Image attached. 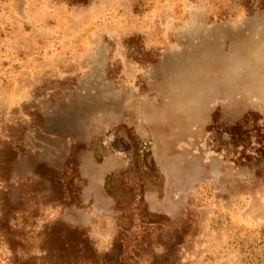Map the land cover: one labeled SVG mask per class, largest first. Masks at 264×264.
Segmentation results:
<instances>
[{
    "label": "rangeland",
    "instance_id": "374dc122",
    "mask_svg": "<svg viewBox=\"0 0 264 264\" xmlns=\"http://www.w3.org/2000/svg\"><path fill=\"white\" fill-rule=\"evenodd\" d=\"M262 122L264 0H0V264H264Z\"/></svg>",
    "mask_w": 264,
    "mask_h": 264
},
{
    "label": "trees",
    "instance_id": "16d2710c",
    "mask_svg": "<svg viewBox=\"0 0 264 264\" xmlns=\"http://www.w3.org/2000/svg\"><path fill=\"white\" fill-rule=\"evenodd\" d=\"M254 119L256 120L257 118ZM253 129L255 130L254 134H251V130H248L249 133H247V136L250 138L247 142L250 143V145L253 147V149H250L252 152L251 156H262L261 153H264V144L260 145V147H257V143L260 142L258 141V139H262L264 143V122H262L260 125H257ZM242 132H244V130L238 129L237 131H234L231 136L234 138L237 135L239 136V134ZM109 145L114 151H121L125 154H128L131 158L132 165L135 166L142 173L148 174V176L152 180V183H155L157 182V180L160 179V173L157 170V166L154 162L149 146L146 143L142 142L138 135H136V133H134L130 128L126 127L125 125L118 126L112 132V138ZM240 158L246 159L247 157H238L239 160ZM125 171L126 170H123L117 174H111L107 177L105 188L110 195H115L116 192L114 190L120 189L121 186L126 187V185H131L132 188L135 187L134 185H136V183H132V180H130L129 178L128 180L126 179L127 177L125 176ZM137 186L141 185L137 184ZM54 231V234H57L52 237L53 241H56V239H58V235L59 237H63V239L66 240H69L73 236V238H71V240L74 241V246L72 248L74 252V258H76L75 260L77 262H95L93 261L94 253L92 247L90 246V243L86 237H82V234H79L76 230L71 229L63 224H58L56 228H54ZM121 246H123V244H121L118 235L112 245L111 253L104 254L102 256L101 263L106 264L109 255L119 256V254L121 253ZM116 261L119 260L116 259ZM114 264H125V261L121 260Z\"/></svg>",
    "mask_w": 264,
    "mask_h": 264
}]
</instances>
